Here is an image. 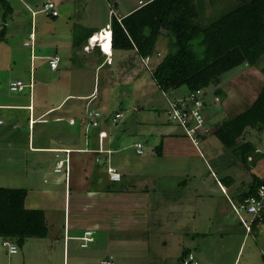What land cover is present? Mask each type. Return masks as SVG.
<instances>
[{"label":"crops","instance_id":"crops-1","mask_svg":"<svg viewBox=\"0 0 264 264\" xmlns=\"http://www.w3.org/2000/svg\"><path fill=\"white\" fill-rule=\"evenodd\" d=\"M5 1L11 6L12 11L4 20L0 15V31L5 29L0 42V86L2 83L5 84L7 93L10 92L11 95L6 93L4 98V92L0 88V130L2 126L7 125L16 132L17 138L25 142L16 145L14 142L17 140L11 141L5 137L4 144H0V152H4L5 148L8 151H21V155L18 152L7 155L13 161L21 158L23 161L21 163H25L30 168L26 173L24 169L20 171L22 175L24 174V178L31 175L28 186L20 187L27 190L24 207L29 210L43 211L47 236L27 238L22 247H17L18 252L15 254H9L6 248L2 247L4 240L0 238V254L2 251L7 257H0V264H102V262L158 264L161 259L166 262L165 259L169 255L164 253L163 258L158 260V252L151 244L153 234L166 233L167 238L175 240L177 232L185 230L182 225L178 228L175 225L183 222L178 221L180 215L184 213L179 206L185 199L189 200V194L184 195L182 191L175 198L171 196L172 193L168 191L167 186H159L160 192L157 193L152 192L149 186L139 187L130 184V176L123 171L127 161L124 155L126 146L118 139L119 133L114 129L123 114L115 111L111 115L100 109H87L94 101L101 102L95 81L93 89L89 91L91 77L85 76L81 82L71 80L73 75L82 76L81 73L90 74L91 72L95 73V79L97 74L100 76L103 72L106 73L104 81H108L107 87H113L114 84H123L125 80L136 81L142 69L148 71L151 76L150 70L158 62L156 55L161 54L158 45L162 46L160 39L164 37L158 40L156 51L145 66L141 64V60L133 51L112 50V56L109 58L105 55L109 54L106 47V49L103 48L105 57L102 58L96 47L91 48L87 45L88 40L85 37L91 30L100 32L102 21L105 20L103 17L90 21L92 23L88 26L86 21L91 16L87 17L85 14L78 19V23H81L84 30L78 41L71 32L69 36L63 37L60 32L55 31V34L58 33L60 36L58 38L56 35L53 37L51 29H41L37 32L34 28L37 22L36 17L41 13L46 2H53L56 8L62 4L73 7L74 0H14L13 3L10 2L11 0ZM104 1L117 20L146 2V0ZM19 3L27 12H31L30 19L28 15L22 14L24 9L19 6ZM124 5L125 9H123ZM89 7L93 10L94 6L90 4ZM89 15H92L91 11ZM59 16L58 13L55 18ZM65 16L70 19V14ZM28 19L30 33L26 34V38L29 42L24 38L22 44L24 47H30V64L26 68L23 65V58L18 54L24 35L20 36L19 32L10 31L12 26L9 23L13 22L15 26L25 22L28 24ZM48 19L49 16L45 15L41 19V24ZM71 22L74 21L69 20L68 26ZM55 23L56 26L52 24V29L60 26V22ZM48 30L49 34H47ZM11 34L17 46L14 49L9 46ZM47 35H51L48 39L52 43L46 41ZM47 46L53 48L50 55L47 53ZM53 56H58L60 62L56 70L49 68L54 73V77L48 80L41 65L43 60L48 61ZM105 59L108 62H105ZM149 64L151 67L148 66ZM90 68L91 70H86ZM127 71H130L131 75H122L121 72ZM14 81H21L31 86L25 87L22 91L13 92L9 89V84ZM177 91L183 94L188 92L185 88ZM206 91L203 97L204 107L208 102L210 103ZM160 93L166 97L163 94L171 96L176 93V90L166 93L160 91ZM170 101L165 100L168 111L166 113L168 119L173 121L169 116L168 102ZM103 107L105 109L104 105ZM91 111L100 114L98 126L95 128L89 125L90 118L87 113ZM116 113L122 116L113 123L112 119ZM138 143L140 144L137 141L132 147L135 149V154L141 156L144 153L143 151L141 154L137 153L136 144ZM27 152L31 154L30 159L27 157ZM153 152L157 155L155 148ZM59 161L63 162V166L62 170L57 172L55 168ZM108 169L120 174L119 180H111ZM27 172H29L28 175ZM180 185L184 189L187 183L183 182ZM243 226L245 227L244 236L256 238L253 240L256 241L257 248L258 243L263 244L262 249H258L259 253H254L253 249L249 250L251 256H249V264H254L255 262H252L254 258L259 259V257L260 264H264L262 259L264 241L258 240L260 235L255 236L260 232L259 227L254 233L247 231L246 226ZM86 231L91 232L92 241L87 243L86 247H82L81 238ZM243 240L244 237L235 251L231 264H241L238 257ZM160 244L162 247H168L169 240H161ZM170 244L177 246L174 254L168 259L173 261L178 257V261L172 262L173 264H183V260L188 255H193L197 264L200 262L215 264L213 258L206 260L188 247L181 249L179 240L171 241ZM247 258L242 264L248 263Z\"/></svg>","mask_w":264,"mask_h":264},{"label":"rangeland","instance_id":"rangeland-1","mask_svg":"<svg viewBox=\"0 0 264 264\" xmlns=\"http://www.w3.org/2000/svg\"><path fill=\"white\" fill-rule=\"evenodd\" d=\"M82 1H84V3H82ZM231 1L232 0H204L201 3L202 10L200 12V19L203 21L209 20L216 16L219 11L232 7L234 4ZM10 2L13 3L14 0ZM104 2V0H74L73 7L62 4V6L57 7L58 13L60 14L57 19H50L51 17H49L48 20H45V22L41 24V19L44 18L45 15L39 13L36 17L37 22L34 28L37 32L41 29H51L50 31L53 33V37L56 35L58 38L60 36L58 33L55 34V31L60 32L63 37L65 35L66 37L69 36L71 32L73 37L78 39L84 31L81 23H78V19L86 14L87 17L91 16V18L86 21L87 26L92 23L90 21L103 17L105 20L102 21L103 24L101 29L108 31L107 25L109 24L108 27L110 26V18L113 14L110 12L109 7H106ZM90 4L94 6L93 10L92 7H89ZM19 6L23 8L20 3ZM125 8L126 6L124 5L123 9ZM90 11L92 15H89ZM22 14L28 15L30 19L31 12H27L24 9ZM69 14L70 19L65 16H69ZM0 15H2L1 7ZM29 19L28 24L25 22L24 24L20 23L15 26L13 22L9 23V25L12 26L10 31L19 32L20 36L24 35L21 40L22 43L19 46L20 50L18 54L23 58V65H25L26 68L29 67L30 64V47H24L22 44L24 38H26V34L30 33ZM69 20L74 22H71L68 26ZM55 22H60V26L57 29H52V24L56 26ZM49 30L47 34H49ZM50 37L51 35H47L45 39L47 42L52 43V41L48 39ZM9 39L11 41L9 43L11 49L17 48L14 44L12 34L9 36ZM160 40L162 46L158 45V47L161 54L156 55V61H159L167 52V47L169 45L166 38H161ZM26 41L29 42L27 38ZM47 48V53L50 55V51H52L53 48L50 46H47ZM37 54H39V52H37ZM7 56L9 57L8 54ZM42 62L41 66H43V71L47 79L52 80L51 78L54 77V73L49 69L48 61L43 60ZM153 63L155 64V62ZM35 64L38 67L37 61H35ZM141 64L144 66L148 64V59L141 60ZM154 64L151 65L153 66ZM148 66L151 67L150 64ZM263 68L264 55L261 56L254 66L244 65L225 73L217 88H210L206 91L210 103L208 102L207 106L203 109L207 118V123L212 127L209 130V134L202 137V140L200 139L198 145H192L182 127H180L177 122L169 120L166 113L167 104L165 100L185 99L187 98L186 96L189 95L188 92L183 94L176 90V93L172 94L174 96L171 95V97L167 94H163L166 96L163 97L157 89L154 80L151 78L150 73L144 69L141 70L142 74L139 73V77L136 81L125 80L123 84H114L115 86L113 87H107L108 81H104L106 73L103 72L100 73V76L97 74L95 79L94 72L90 74L81 73L82 76L73 75L71 77L73 82H81L85 76L91 77L90 87H88L89 91L93 89L95 81L96 89H99L98 94L101 102L94 101L87 109H100L111 115H113L115 111L123 114L122 119L114 129L119 133L118 139L126 146L124 155H126L127 161L123 171H126L130 176V184L138 185L139 187L149 186L152 192L155 191L157 193L160 192L159 186H167L168 191L172 193L171 196L175 198H177L182 191L184 195L186 193L189 194V200L185 199L183 204L179 206L180 209H183L184 213L180 215L178 221L183 222L175 225L176 228L182 225L185 230L183 232H177L174 238L180 241L181 249L183 247H188L194 252H197L203 259L211 260L213 258L215 264H231L236 254L235 251L239 248L243 237L244 242L238 257V259L241 260V264L246 257H248L247 264H249V258L251 257L249 255V250L253 249L254 253H259L258 249L260 250L263 247V244L259 243L258 248L255 246L256 241L253 239L256 238L249 235H246V237L244 236L245 227L242 224H245V226L247 225L249 215L244 210H240L241 204L237 202V196H235L233 191L237 186H240L239 188H244V186L249 184L253 176L264 180V129L257 130L245 128L242 136L236 139L237 145L242 143H250L252 145L249 157H247L245 163L241 162L239 155L230 151L232 149H224L215 135L216 132L220 131L232 118L251 106L264 85V74L261 72ZM86 70H91V68ZM121 73L124 76L131 75L130 71ZM87 80L89 81V78ZM6 87L7 86L3 83L0 86L1 90L4 92V98L8 91ZM217 89H220L222 94L215 97L214 92ZM7 94L11 95L10 92ZM213 97H215L214 100ZM80 103L85 102L81 101ZM1 128L0 144H4L6 141L5 137L6 139H11V141L17 140L14 142L16 145L25 142V140L17 138L16 132L11 130L7 125ZM137 141L142 144V151L144 154L141 156L136 155L134 152L135 149L132 147ZM160 144L161 156L155 155L153 149L160 146ZM14 152L15 154L18 152L21 155V151H8L6 148L4 152H0V187L20 188L28 186L31 175H28L29 172H27L28 176L24 178V174L22 175L20 171L24 169L26 173L27 169L30 168H28L25 163H21L23 162L21 158H17V161H13L8 157L7 154ZM27 157L28 159L31 157V154L28 152ZM226 177L232 178L234 182L230 187L231 189L224 184V178ZM145 180L147 182H143ZM183 182L187 183L184 189L181 188L182 185H180V183ZM258 230L260 231L258 233L260 235L258 240L262 239L264 241V225L259 226ZM165 239L169 240L168 247H162L160 244L161 240ZM175 240H172L170 237L167 238L166 233L153 234L151 244L158 252V260L163 258L164 254L169 255L168 258L165 259L166 262H164V259H161V262L158 264H171L172 262L178 261V257L173 261H168L177 247L176 245L170 244L171 241L175 242ZM8 243L10 246H14L16 249L15 253H17V246L13 243ZM2 247L4 249L6 248L9 254H15L10 253L8 250L9 247L3 246V243ZM1 253V258H7L4 252L1 251ZM252 262H255L254 264H260L261 258H254Z\"/></svg>","mask_w":264,"mask_h":264},{"label":"trees","instance_id":"trees-1","mask_svg":"<svg viewBox=\"0 0 264 264\" xmlns=\"http://www.w3.org/2000/svg\"><path fill=\"white\" fill-rule=\"evenodd\" d=\"M203 1L146 0L120 20L112 15V50L133 51L144 60L153 57L161 37L167 38L169 48L154 65L151 78L163 92L181 88L188 93L200 91L199 99L204 103V91L217 88L225 73L244 65L254 66L264 55V0H232V7L204 21L200 19ZM0 5L4 20L12 8L5 0H0ZM4 31V28L0 31V42ZM94 32L99 33L91 30L87 37ZM261 72L264 74V68ZM214 93L215 96L222 94L220 89ZM245 128L264 129V85L251 106L215 134L224 149H232L230 151L239 155L242 163L246 162L252 148L250 143L236 144ZM155 151L161 156V144ZM233 183L232 178H224L229 189ZM239 187L233 192L237 202L242 204L246 198L257 197L264 180L253 176L244 188ZM26 194L24 188L0 187V238L17 247H22L27 238L47 236L43 211L25 209ZM261 225H264V211L260 218L254 219L249 232L256 233Z\"/></svg>","mask_w":264,"mask_h":264},{"label":"built area","instance_id":"built-area-1","mask_svg":"<svg viewBox=\"0 0 264 264\" xmlns=\"http://www.w3.org/2000/svg\"><path fill=\"white\" fill-rule=\"evenodd\" d=\"M42 13L56 17L58 16V11L56 6L53 2H46L41 11ZM109 25V24H108ZM108 33L110 34V26L108 27ZM102 30V29H101ZM110 48V42H109ZM103 46L101 45V49ZM60 62V58L58 56H53L52 58L48 59V64L51 70H56L58 64ZM29 87L30 85H25L21 81H14L9 84V89L13 92L22 91L25 87ZM166 93V92H163ZM201 92L195 91L190 92L187 98L185 99H178V100H171L169 102V116L170 118L177 122L180 127L184 130L187 137L190 139L191 143L194 145H198L200 139L205 137L209 134V130L212 126L207 123L206 115L203 112L204 103L199 99ZM88 118H90L89 125L92 127H97L100 119V114L98 112H88ZM122 115L116 113L114 118L112 119L113 123L119 119ZM141 144H136L137 153L141 154ZM63 162L59 161L55 168V171L59 172L62 170ZM67 169V167H66ZM110 173L111 180H119V174L115 173L114 170L108 169ZM240 210H244L249 215V221L247 222L246 229L247 231L250 230L251 224L253 223L255 218H260V214L264 211V187H261L258 190L257 197L252 196L249 198L244 199L243 203L240 206ZM241 219V218H240ZM245 225V224H243ZM82 247H86L87 243L91 242V232L86 231L84 236L81 238ZM3 246L9 247L8 250L10 253H15L16 249L14 246H10V244L6 241L3 242ZM102 264H109L108 262H102ZM183 264H197L194 261L193 255H188L186 259L183 260Z\"/></svg>","mask_w":264,"mask_h":264},{"label":"bare ground","instance_id":"bare-ground-1","mask_svg":"<svg viewBox=\"0 0 264 264\" xmlns=\"http://www.w3.org/2000/svg\"><path fill=\"white\" fill-rule=\"evenodd\" d=\"M109 40H110V34L108 33V31L102 30L101 32H99L97 34H94L92 36V39L90 40V43H92L93 46H95L94 43L100 42V44L103 46V48L106 49L105 46L109 45ZM107 50H108V47H107ZM105 55L108 56L109 54H105Z\"/></svg>","mask_w":264,"mask_h":264},{"label":"clouds","instance_id":"clouds-1","mask_svg":"<svg viewBox=\"0 0 264 264\" xmlns=\"http://www.w3.org/2000/svg\"><path fill=\"white\" fill-rule=\"evenodd\" d=\"M42 13V12H41ZM44 14V13H43ZM46 15V14H45ZM102 30H100V32H101ZM91 38H92V36L90 37V38H88V41H87V45L88 46H91V48H97L98 50H99V54L102 56V58L103 57H105V56H103L104 54H103V48L101 49V44H100V42H98V43H95L94 45L95 46H93V44L92 43H90V40H91ZM111 40H112V32H111V27H110V40H109V42H110V48H108V50H109V58L112 56V46H111ZM87 48V47H86ZM149 60L150 58H146L145 60ZM105 62H108L106 59H105ZM203 112H204V109H203Z\"/></svg>","mask_w":264,"mask_h":264}]
</instances>
